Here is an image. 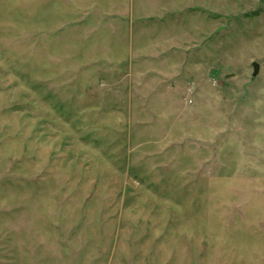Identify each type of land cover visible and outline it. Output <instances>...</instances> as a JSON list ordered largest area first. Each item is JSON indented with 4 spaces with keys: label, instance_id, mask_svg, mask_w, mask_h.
I'll list each match as a JSON object with an SVG mask.
<instances>
[{
    "label": "rangeland",
    "instance_id": "rangeland-1",
    "mask_svg": "<svg viewBox=\"0 0 264 264\" xmlns=\"http://www.w3.org/2000/svg\"><path fill=\"white\" fill-rule=\"evenodd\" d=\"M0 264H264V0H0Z\"/></svg>",
    "mask_w": 264,
    "mask_h": 264
},
{
    "label": "water",
    "instance_id": "water-1",
    "mask_svg": "<svg viewBox=\"0 0 264 264\" xmlns=\"http://www.w3.org/2000/svg\"><path fill=\"white\" fill-rule=\"evenodd\" d=\"M259 69H260V66H259V63L255 62L254 63V76L257 75V73L259 72Z\"/></svg>",
    "mask_w": 264,
    "mask_h": 264
}]
</instances>
